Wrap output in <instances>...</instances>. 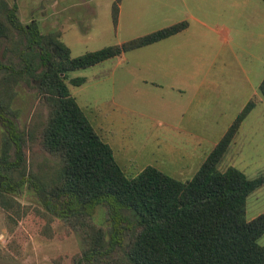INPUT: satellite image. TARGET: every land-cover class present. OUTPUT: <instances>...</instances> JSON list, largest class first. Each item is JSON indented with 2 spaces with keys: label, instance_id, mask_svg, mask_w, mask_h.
<instances>
[{
  "label": "rangeland",
  "instance_id": "374dc122",
  "mask_svg": "<svg viewBox=\"0 0 264 264\" xmlns=\"http://www.w3.org/2000/svg\"><path fill=\"white\" fill-rule=\"evenodd\" d=\"M5 1L16 5L20 24L35 20L41 33L57 31L70 57L184 20L185 29L160 43L67 72L69 93L127 175L151 165L179 180L194 174L251 99L216 168L234 167L247 178L264 174V99L257 91L264 76L263 0H119L115 25L113 0ZM17 39L12 32V42L0 41V62L12 70L28 52L23 41L13 48ZM73 77L84 80L72 86ZM11 92L9 99L0 94V103L7 102L6 116L24 136L19 168L25 182L10 194L12 201L0 202V264H129L130 229L121 227L120 243L110 244L104 206L79 223L44 208L28 179L39 184L56 169L37 136L46 112L37 111L35 81L27 75L17 77ZM3 133L0 124V148ZM18 170L11 171L13 179ZM263 211L264 183L246 196L245 219ZM257 243L264 244V232Z\"/></svg>",
  "mask_w": 264,
  "mask_h": 264
},
{
  "label": "trees",
  "instance_id": "16d2710c",
  "mask_svg": "<svg viewBox=\"0 0 264 264\" xmlns=\"http://www.w3.org/2000/svg\"><path fill=\"white\" fill-rule=\"evenodd\" d=\"M118 3L119 0H113L110 6L113 25ZM15 11L14 3L8 5L0 0V41L12 42L13 32L18 34L13 48L23 41L28 52L18 70L0 62V69L6 70L0 76V94L9 99L12 85L20 75L35 81L36 109L46 112L37 135L39 145L57 160L48 180L38 184L28 179L44 208L79 223L88 220L96 206H104L111 222L110 244L120 243L121 227L130 229L124 247L129 264H264V244L257 243L264 232V211L250 220L244 216L245 198L264 183V174L247 178L234 167L222 171L216 168L240 122L253 107L251 99L194 174L179 180L151 165L127 175L114 159L110 144L95 131L69 93L67 72L168 38L185 29L187 23L181 20L120 44L70 57L57 31L43 34L35 20L22 25ZM22 52L23 48L18 50L19 54ZM83 80L73 77L68 83L78 86ZM257 91L264 99V76ZM4 107L7 102L0 103V124L4 128L0 202L5 203L9 198L12 201L10 194L25 182L19 168L25 145L24 136L6 116ZM17 169L20 175L13 179L11 171Z\"/></svg>",
  "mask_w": 264,
  "mask_h": 264
},
{
  "label": "crops",
  "instance_id": "0c3cea01",
  "mask_svg": "<svg viewBox=\"0 0 264 264\" xmlns=\"http://www.w3.org/2000/svg\"><path fill=\"white\" fill-rule=\"evenodd\" d=\"M119 8V7H118ZM119 11V10H118ZM173 24V23H172ZM166 39V38H165ZM164 40V39H163ZM162 40H160V41H157V42H155V43H152V44H156V43H160Z\"/></svg>",
  "mask_w": 264,
  "mask_h": 264
}]
</instances>
